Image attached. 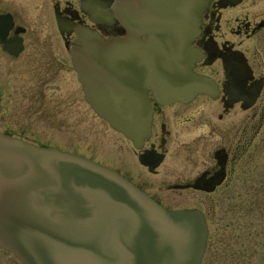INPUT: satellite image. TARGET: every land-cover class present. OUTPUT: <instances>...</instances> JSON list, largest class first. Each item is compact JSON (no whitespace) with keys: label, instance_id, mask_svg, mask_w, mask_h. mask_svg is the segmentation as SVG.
<instances>
[{"label":"water","instance_id":"1","mask_svg":"<svg viewBox=\"0 0 264 264\" xmlns=\"http://www.w3.org/2000/svg\"><path fill=\"white\" fill-rule=\"evenodd\" d=\"M162 1L159 27L146 23L144 0L136 11L131 0L112 11L93 6L126 39L75 28L69 51L92 111L136 148L149 136L147 92L162 102L210 95L190 65L210 0ZM207 237L199 211H166L107 168L0 134V246L22 264H200Z\"/></svg>","mask_w":264,"mask_h":264},{"label":"flooded vegetation","instance_id":"2","mask_svg":"<svg viewBox=\"0 0 264 264\" xmlns=\"http://www.w3.org/2000/svg\"><path fill=\"white\" fill-rule=\"evenodd\" d=\"M40 1L35 0V7L40 8ZM43 1L63 49L57 58L40 46L37 24L25 25L23 0H0L5 39L0 54L17 63L20 73L50 76L33 79L22 96L23 107L39 121L45 115L41 92L54 76L72 74L68 50L74 42L73 28L89 29L103 39L125 40L127 35L116 20L90 21L88 11L93 6L109 8L115 0ZM144 3L157 7L159 1ZM138 38L144 42L146 35ZM18 42L21 52L14 55L5 49L16 50ZM190 48L200 57L190 64L191 72L207 79L210 95L170 103L157 101L148 92L149 137L137 149L115 134V152L121 156L113 171L165 209L186 197L210 205L221 190L245 187L248 153L264 152V0H211ZM0 264L8 263L0 259Z\"/></svg>","mask_w":264,"mask_h":264},{"label":"rangeland","instance_id":"3","mask_svg":"<svg viewBox=\"0 0 264 264\" xmlns=\"http://www.w3.org/2000/svg\"><path fill=\"white\" fill-rule=\"evenodd\" d=\"M35 5V0H23L24 23L25 25L37 24V38L40 46L45 47L46 53L50 56L57 58L63 49L61 50L58 45L57 34H55L46 1H40V8ZM17 65L11 60H6L0 54V132L33 143L37 147L68 152L112 169L121 156L120 152H115L117 136L94 115L89 107L83 104L74 74L65 76L60 73L58 76H54V80L49 82L43 93L41 92L42 97L39 99L44 101L45 115L39 121L35 120L38 117L32 115L31 109L23 107L22 96L25 88L31 86L33 79H49L50 76L49 78L45 76L33 77L28 72L20 73ZM69 101L70 104L67 103ZM84 111L85 116H83ZM83 128L86 130L85 134H83ZM72 129L75 134L72 133ZM246 171L248 179L245 187L221 190L215 195V202L210 205H202L195 197H186L177 200L178 205L174 204L176 206H169L167 209H198L204 212L209 232L208 245L213 236L214 242H217L226 236L227 231H232L235 219L239 217V211L253 197L264 195V152L248 153ZM254 190H257L255 194H253ZM261 201L264 202V198H261ZM255 224L264 232V218ZM256 244V253L252 259L247 262L242 259L238 260L240 264L243 262L244 264H264V238H258ZM216 254L218 252L211 253L207 249L201 264H210L205 261L210 257H216L212 261L213 264L229 262L226 254L223 257H221V253L217 256ZM0 259L8 264L16 263L11 255L4 252L3 254L0 252Z\"/></svg>","mask_w":264,"mask_h":264},{"label":"trees","instance_id":"4","mask_svg":"<svg viewBox=\"0 0 264 264\" xmlns=\"http://www.w3.org/2000/svg\"><path fill=\"white\" fill-rule=\"evenodd\" d=\"M255 192H257V190H254L253 194H255ZM261 198H264V195L253 197V199L239 211V217L235 219V226L232 231L226 232L227 234L225 237L217 242H214V236L211 237L210 246L208 245L209 252L221 253V257L226 254L229 261L226 262L227 264H240L238 260L242 259V261L247 262L252 259L256 253L255 247L257 245V239L260 237L264 238L263 230L258 228L256 226L257 224H255L261 218H264V202L261 201ZM244 250L246 251L244 252ZM218 254H216V256ZM214 258L216 259V257H210L206 262L213 264L212 261H214Z\"/></svg>","mask_w":264,"mask_h":264}]
</instances>
